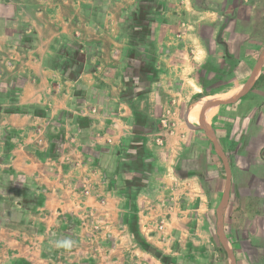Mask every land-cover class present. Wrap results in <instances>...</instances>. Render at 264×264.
I'll return each mask as SVG.
<instances>
[{
	"label": "crops",
	"instance_id": "crops-1",
	"mask_svg": "<svg viewBox=\"0 0 264 264\" xmlns=\"http://www.w3.org/2000/svg\"><path fill=\"white\" fill-rule=\"evenodd\" d=\"M222 2L227 7L230 5L223 12L203 0H111L105 3L100 0L94 4L95 7L99 5V9L86 16L82 8L91 6L86 0H0V39L6 45L11 40L13 46L10 49L18 55L17 60L11 62L16 74L6 86L16 87L15 103L22 108L19 111H0V133L37 135L43 128L36 123L45 118L49 120L48 117L55 113L64 114L69 123L85 113L90 114L89 117H98L100 124H96V127L103 130L94 134L97 130L90 128L93 136L90 143L95 145H89V150H98L104 157L103 164L96 161L101 164L97 168L100 172L108 173L109 178L102 176L99 183L104 189L109 184V189H105L106 195L99 197V200L94 195L95 199L116 200L119 217L134 213L129 206L122 203L118 206L119 200L132 197L134 187H138L133 178L146 175L149 187L150 176L156 172L162 171V174L168 175L175 170L178 184L200 191L193 192L189 199L186 198L188 196H180L181 202L177 208L183 214L190 209L195 226L191 230H198L201 203L207 199V191L201 180L211 173L214 163L211 162V152L203 148L200 150V146L194 143L200 139L197 135H205L206 141L214 151L217 150L214 140L218 135L211 123L214 112L223 100L217 99L221 96L215 95L218 92L215 89L212 90L214 93H203L190 102L193 96L206 86L214 85V82L211 76L200 77L197 68L206 62L208 49L204 46L200 48L198 35L194 37V42L185 41V46L183 37L189 34L193 38V32L198 31L199 20L193 15L199 12H204L212 22L231 16L234 4H229V0ZM206 4L213 8L203 9L202 6ZM234 23V20L225 23L222 34L235 37L233 46L238 47L240 55L239 46L244 43L241 38L247 37V31L243 30L242 25ZM230 49L234 51L233 47H225L224 54L228 55ZM259 75L252 77L245 91L258 88ZM231 83L221 82L217 87H232L226 92V95H230V91L240 86ZM260 94L261 91L255 93L257 97ZM170 102L176 109L180 108L178 118L189 122V126L183 128L174 122L168 126L169 130L164 131L163 143L156 145L148 140V136L158 131L155 124L160 121L161 115H167L162 112L161 106ZM197 105H204L205 111L212 107L207 119L210 120L213 138L209 136L207 128L192 126L194 123L189 121L194 120ZM38 112L45 118L40 117ZM263 112L261 110L259 113V122L264 120ZM168 113L172 111L169 109ZM202 129H205L204 133L198 134ZM70 141L69 153L75 151L86 156L82 147L88 146L87 142L75 135ZM18 146L15 157L0 164V264H55L53 249L50 252L48 249L42 251L43 246L48 248L52 241L48 240V235L45 239H36V228L28 233V227L32 226L29 219L37 214L36 209L48 206L49 197L66 196L62 191L63 186H72L76 182L68 176L69 172L85 164L84 158L75 164L65 159L68 154L66 149L63 157L57 160L52 157L36 158L23 144L18 143ZM223 151L217 154L222 161L219 167H223L226 175ZM49 163H56L62 169L63 178L58 177V181L53 179L54 169ZM148 166L153 170L145 171ZM194 166L196 169L192 170ZM240 173H252L257 184L264 183V156L250 169H242ZM234 181V177L231 181L225 177L213 193L219 202L217 214H212L214 224L219 225L222 237L230 244L236 240L232 236L241 231L250 235L248 242L255 237L264 240V192L256 191L258 206L254 210L248 209V196L238 191L237 181ZM54 182L57 184L54 185ZM110 184L114 185L113 189ZM231 184L235 186L232 196ZM78 190L81 193V187ZM68 196L72 198L70 194ZM79 207L86 209L85 206ZM61 211H66V208L57 212ZM78 212L81 213V210ZM241 217L244 218V225L238 221ZM118 227L128 231V225L122 219ZM48 229L49 226L46 228L47 234ZM217 239L226 251L228 264L230 258L235 264V251H228L219 232ZM111 260L117 262L113 257ZM254 263L264 264V258H256Z\"/></svg>",
	"mask_w": 264,
	"mask_h": 264
},
{
	"label": "rangeland",
	"instance_id": "rangeland-1",
	"mask_svg": "<svg viewBox=\"0 0 264 264\" xmlns=\"http://www.w3.org/2000/svg\"><path fill=\"white\" fill-rule=\"evenodd\" d=\"M98 1L100 0H86L88 5L91 4V6L82 8L86 16L94 13L96 8L99 9V5L97 7L94 5ZM103 1L105 3L111 0ZM203 1L214 8L219 7L221 12L230 6L227 7L222 0ZM229 2V4H234L231 16H224L221 20L212 22L204 12H199V14L193 15V18L199 20L198 31L193 32V38L188 36L189 34H184L183 37V46H185V41L187 43L194 42L196 41L194 37L198 35L200 48L204 46L208 49L206 62L197 68L200 77L211 76L214 85L206 86L203 90L214 93L215 89H218L215 95L221 96L217 99L223 100L214 112L211 123L218 135V138L214 137V145L217 150L214 151L209 141L204 138L205 135H197L200 137V142L194 143L200 146V150L205 149L211 152L213 156L211 162L214 163L211 173H207L208 175L203 176L201 180L202 186L207 191V199H203L201 203L198 230H191L195 226H193L194 218L190 209L183 214L177 208L181 202L180 196H188L186 198L189 199L193 192L200 191L194 190L191 188L192 186H188L187 189L185 184H178L175 180V170L170 171L168 175L162 174V171L156 172L150 176L149 187L146 175L133 178L138 187H134L132 197L119 200L118 206L121 203L124 206H129L133 208L134 213L119 217L116 213V200L107 198L106 201H98L99 197L106 195V188H102V183H99L100 178L102 176L109 178L108 173L100 172L101 170L99 171L97 168V165L99 167L104 163L101 152L89 150V145H95V143H90L93 137L90 128L93 131L97 130L94 134L103 130L102 127H96V124H100L98 117H96L97 119L89 117L90 114L85 113L82 117L73 118L69 123L68 118L63 116L64 114L55 113L53 116H49L48 120L38 112L40 117L45 118L36 123L39 128H43L39 134L0 133V164L9 161L12 156L15 157L18 143L19 145L23 144V147L36 158L52 157L57 160L58 157H63L64 149L68 151L65 159L71 160L75 164L84 158L85 164L77 166L69 172L68 176L74 178L76 182L72 186L68 184L63 186L62 191L66 196L62 198L49 197L48 206L36 209L37 214L29 219L32 226L28 227L27 232L36 228V233H38L36 239H45L48 235V240L52 241L48 248L43 246L42 251L48 249L50 252L53 249L55 264H224L223 257L216 250L219 243L218 232L228 251L234 250L237 254L235 264H255L256 258H264V240L255 237L248 242L250 235L241 231L232 236L236 239L235 245L230 244L224 236L222 237L221 228L218 224H214L212 218V214L215 216L219 208L218 198L214 197L213 193L220 187L222 179L219 167L222 161L217 152L224 150L225 177L230 181L234 177L237 181L238 191L242 195L248 196L246 199L248 209L254 210L258 206L259 201L255 199L256 191L264 192V183L257 184L252 173H240L242 169H250L260 157L264 156V120L260 122L257 120L261 110H264V0H229ZM207 4L202 6L203 9L211 10L213 7ZM11 10L14 11V8ZM231 20H234L236 25H242L243 30L247 31V37L241 38L244 43L239 46L241 48L240 55L238 54L240 51H237L238 47L233 46L236 41L235 37L227 33L222 34L224 24H228ZM8 43L9 45H6L2 38L0 39V111L4 112L14 111L18 108L14 99L17 92L15 91L16 87L6 86L10 82L8 80L16 74L15 67H12L11 62L18 58L16 52L10 49L13 46L12 41L9 40ZM227 46L233 47L234 51L230 49L229 54L225 55L224 50ZM258 73H260L258 88L245 91L247 83ZM221 82L239 84V89L230 91H236L238 94L226 95V92L232 87L218 88L217 86ZM262 84L263 86H261ZM259 91L261 94L257 97L255 93ZM19 107L22 110L21 106ZM175 107L171 102L161 106L162 112L167 114L165 117L168 120V126L174 122L183 128L189 126V122L181 121L178 118L180 117V108L176 109ZM169 109L172 111L171 114L168 113ZM189 121L194 123L192 126L207 128L209 136L213 138L212 130L209 128V119L201 122L202 120L194 116V120ZM168 126L163 127L161 121H157L155 124L156 129L163 131V138L166 135L164 131L169 130ZM205 129L198 131V134L204 133ZM73 135L80 137L84 143H88V146L82 147V151H86V156L75 151L69 153L72 144L70 139ZM155 137L156 134L148 136V140L154 143ZM195 138L197 137L195 136ZM195 152L199 153L197 150ZM96 161L101 164L99 165V162L96 163ZM56 163L49 164L54 169L53 179L59 180L64 175ZM59 164L65 165L62 162ZM195 166L192 170L196 169ZM146 169L147 171L153 170L151 166L145 167V171ZM143 182L145 183L142 184ZM55 184L57 183L54 182ZM106 186L107 191L109 184ZM78 187H81V193ZM111 187L113 189L114 185ZM234 188L235 186L231 184L230 196L234 195ZM139 193L140 195L137 197ZM185 193L190 195H185ZM68 194L72 196L71 199L68 198ZM94 195L98 196V200ZM80 205L85 206L86 209H80ZM188 205L191 203L188 202ZM208 205L211 206V209ZM62 208H66V211L58 213L57 211ZM74 208L77 210L76 213ZM79 210L81 213L78 212ZM208 213L209 216H207ZM120 219L127 223V232L118 227ZM238 221L244 225L243 217L238 218ZM47 226H49L48 234ZM224 232L227 235L225 228ZM113 242L117 244L111 245ZM111 257L118 263L112 261ZM232 262L230 258V264H233Z\"/></svg>",
	"mask_w": 264,
	"mask_h": 264
},
{
	"label": "trees",
	"instance_id": "trees-1",
	"mask_svg": "<svg viewBox=\"0 0 264 264\" xmlns=\"http://www.w3.org/2000/svg\"><path fill=\"white\" fill-rule=\"evenodd\" d=\"M259 78H260V76L258 77V80H259ZM254 84H255V83H254ZM254 84L252 85L251 88L254 87ZM203 93H207V94H208V93H210V91H208V90H203L202 92H199L197 95L193 96V97L190 99V102L195 101V100L197 99V97L201 96ZM19 108H20V107L17 108L18 111H19ZM220 175H221V178H222L221 180L223 181V180L225 179V171H224L223 167L220 168ZM216 250L218 251L219 255H221V256L223 257L224 264H228L227 259H226V251H225V249L223 248V246L221 245L220 242L218 243V247L216 248Z\"/></svg>",
	"mask_w": 264,
	"mask_h": 264
},
{
	"label": "bare ground",
	"instance_id": "bare-ground-1",
	"mask_svg": "<svg viewBox=\"0 0 264 264\" xmlns=\"http://www.w3.org/2000/svg\"><path fill=\"white\" fill-rule=\"evenodd\" d=\"M229 93H231L230 95H235V94H237L238 92H236V91H234V92H229ZM200 105H197V109H195V113H194V116H196L199 120H202V121H204V119H207V116H208V114H209V112L211 111V108H209V110L208 111H205L204 109H205V107H203L204 105H201L200 107H199ZM203 110L205 111V113H203ZM204 114V115H203ZM209 118V117H208Z\"/></svg>",
	"mask_w": 264,
	"mask_h": 264
},
{
	"label": "built area",
	"instance_id": "built-area-1",
	"mask_svg": "<svg viewBox=\"0 0 264 264\" xmlns=\"http://www.w3.org/2000/svg\"><path fill=\"white\" fill-rule=\"evenodd\" d=\"M160 121L162 122V126L165 127V126H168V120H166V117H162L160 119ZM162 130L159 129L157 132H156V137L154 138V144L156 145H161L163 143V137H162Z\"/></svg>",
	"mask_w": 264,
	"mask_h": 264
}]
</instances>
